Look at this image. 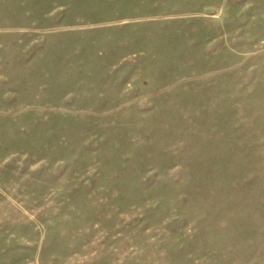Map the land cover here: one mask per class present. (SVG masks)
<instances>
[{
  "label": "rangeland",
  "instance_id": "obj_1",
  "mask_svg": "<svg viewBox=\"0 0 264 264\" xmlns=\"http://www.w3.org/2000/svg\"><path fill=\"white\" fill-rule=\"evenodd\" d=\"M0 264H264V0H0Z\"/></svg>",
  "mask_w": 264,
  "mask_h": 264
}]
</instances>
